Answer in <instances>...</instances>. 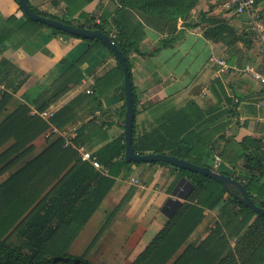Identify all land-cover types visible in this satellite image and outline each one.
I'll use <instances>...</instances> for the list:
<instances>
[{"label":"crops","instance_id":"0c3cea01","mask_svg":"<svg viewBox=\"0 0 264 264\" xmlns=\"http://www.w3.org/2000/svg\"><path fill=\"white\" fill-rule=\"evenodd\" d=\"M29 1L40 12L68 19L66 6L60 0ZM226 1L199 0L187 18H178L172 31L145 12L128 10V25L140 22L143 26L139 51L130 52L129 62L136 95V136L150 133L166 115L195 102L206 114V127L215 130L203 164L213 166L214 158L220 157L222 164L218 171L238 177L244 173L242 142L254 139L260 150H264V81L244 72L246 67H250L264 73V60L259 54L255 35L249 29L248 16L224 10ZM257 3L264 12V0H257ZM120 9V0H94L84 8V12L88 18H95L96 23L105 21L107 30L115 37L117 29L114 23L118 21ZM11 16H16L17 20L12 26V36L6 42V50L0 51V63L8 60L26 74V80L0 116V122L22 104L29 105L33 113H57L81 94L96 97L100 92H106L109 84L100 82L118 65L108 46H100L83 61L80 83L71 84L56 93V85L62 75L92 45L80 38L55 34L46 26L27 38L26 34L17 32L26 22L20 5L16 0H0V27ZM72 23L80 26L87 21L77 15L72 18ZM170 39L175 40L174 44L158 52L161 41ZM218 60L225 61L228 66L224 73ZM39 107L44 110L38 111ZM125 116V99L121 86H118L103 96L100 105L90 106L66 127L59 129L60 133H69L75 138L83 125L97 124L98 135L86 145L94 153L124 135ZM60 136L50 128L33 142V152L21 164L35 158ZM235 158L238 160L236 164ZM177 175L178 171L171 165L128 164L73 242L69 253L74 257L84 256L92 264H133L182 204L188 203V195L181 196L179 184L174 187ZM128 193L131 194L125 204L109 220ZM170 201L176 203V207L166 208ZM191 204L196 205V202ZM225 204L224 198L214 209L205 210L201 224L169 264L189 245L198 246L209 236L220 223ZM240 239L232 240L233 250Z\"/></svg>","mask_w":264,"mask_h":264},{"label":"trees","instance_id":"16d2710c","mask_svg":"<svg viewBox=\"0 0 264 264\" xmlns=\"http://www.w3.org/2000/svg\"><path fill=\"white\" fill-rule=\"evenodd\" d=\"M60 1L66 6L68 19H59L40 12L27 0L37 14L68 25H73L72 18L77 15L84 18L87 24L79 27L98 29L110 36L126 56L131 72L129 54L132 50L139 51L143 40V26L140 22L128 25V10L145 12L150 17L159 19L165 29L172 31V28H176L178 18H187L199 0H120L122 9L118 12V21L114 23L117 29L115 37L107 30L105 21L96 23L95 18H88L84 12V8L94 0ZM20 9L26 22L17 32L30 38L45 25L32 21L21 6ZM16 20V16H11L0 27V51L6 50V42L12 36V26ZM46 27L55 34L75 37ZM229 31L232 32V29ZM206 37L209 38L208 34ZM82 40L92 46L62 75L56 85V93L71 84L80 83L83 78V61L100 46L107 47L101 40ZM174 42L173 39L161 41L158 52ZM25 78L26 74L8 60L0 63V85L6 88L0 94V116L25 83ZM102 82L109 84L106 92L102 91L96 97L89 94L79 95L59 110L50 123L39 113H33L27 104L19 105L0 122V264H92L84 256H72L69 250L114 187L121 170L129 164L124 156L125 136L112 140L93 153L108 168L107 176L101 175L89 162L82 161L79 152L72 146H66L61 137L54 139L35 158L23 165L21 163L33 152V142L46 133L51 125L66 127L80 112L90 106L100 105L103 96L118 86H121L125 99L124 73L119 62L117 68L108 73L100 84ZM43 110V107H39L38 111ZM205 116L195 102H190L185 108L166 115L157 128L142 137L136 136L134 123V150L140 155H170L197 166L212 168L210 164H203L215 136V130L206 127L208 120ZM98 129L97 124L83 125L78 129L73 144L89 150L86 145L98 135ZM241 145L245 151L244 173L234 178L245 185L255 204L264 208V150H260L251 138L244 140ZM222 157L228 160L226 155L223 154ZM237 161L235 158V164ZM18 166L20 167L13 171ZM174 168L178 171L174 187L179 184L182 189L181 196L188 195V203L182 204L133 264H169L201 224L205 210L214 209L224 198L226 204L220 214V223L200 245H189L172 264H264V215L255 213L231 197H226V191L216 180ZM8 173L10 174L2 179ZM222 173L228 176L227 173ZM183 179L185 180L180 185ZM130 194L124 197L109 220L117 214ZM192 202H196V205L191 204ZM175 205L176 203L170 201L166 208ZM252 221L253 224L250 225ZM238 238L241 239L233 250L232 240Z\"/></svg>","mask_w":264,"mask_h":264},{"label":"water","instance_id":"95a60500","mask_svg":"<svg viewBox=\"0 0 264 264\" xmlns=\"http://www.w3.org/2000/svg\"><path fill=\"white\" fill-rule=\"evenodd\" d=\"M21 8L27 14V16L35 22L41 23L45 26L52 27L56 30L62 31L69 35L86 39V40H101L104 42L113 52L117 61L122 66L124 73V90H125V161L127 163H165L173 167L184 169L190 172L198 173L210 177L219 182L227 195L234 200L239 201L247 208L253 210L255 213L264 215V208L258 207L254 200L249 195L245 185L232 176H227L214 170L210 167L197 166L187 160L179 159L174 156L164 154H146L140 155L136 153L133 147V132L135 123V99L133 84L131 79L130 68L124 53L119 49L110 36L103 33L98 29H88L79 26L68 25L57 19L42 16L37 14L28 4L27 0H18ZM183 179L180 185L184 182Z\"/></svg>","mask_w":264,"mask_h":264},{"label":"built area","instance_id":"2783aa9c","mask_svg":"<svg viewBox=\"0 0 264 264\" xmlns=\"http://www.w3.org/2000/svg\"><path fill=\"white\" fill-rule=\"evenodd\" d=\"M224 10L232 11L237 15H246L248 16V26L250 31L255 35V39L258 43L259 54L264 60V12L259 8L256 0H227L223 5ZM218 63L221 65V72L224 73L228 66L225 61L218 60ZM244 72H249L251 75L260 81H264V73H259L253 71L250 67H246ZM6 90L4 85H0V94ZM88 93H93V91H88ZM54 112H42L39 115L48 123L55 116ZM50 128L54 134H60L61 138L64 139L66 146H72L76 149L82 161L89 162L101 175L107 176L109 174L108 168L102 165L97 157L94 154L87 150L84 146H75L73 144V137L69 133H60V129L54 125H51ZM222 164V159L220 157L214 158L213 169L219 170L220 165Z\"/></svg>","mask_w":264,"mask_h":264},{"label":"rangeland","instance_id":"374dc122","mask_svg":"<svg viewBox=\"0 0 264 264\" xmlns=\"http://www.w3.org/2000/svg\"><path fill=\"white\" fill-rule=\"evenodd\" d=\"M70 20H71V19H69V21H70ZM212 164H213V163H212ZM7 176H8V174H7L5 177H7ZM5 177H4V178H5ZM4 178H3V179H4ZM102 264H106V263H102Z\"/></svg>","mask_w":264,"mask_h":264}]
</instances>
